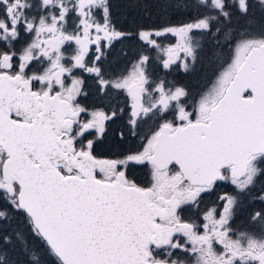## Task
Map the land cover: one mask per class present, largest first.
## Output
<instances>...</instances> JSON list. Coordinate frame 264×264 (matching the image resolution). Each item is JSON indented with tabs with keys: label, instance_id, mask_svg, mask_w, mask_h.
<instances>
[{
	"label": "snow or ice",
	"instance_id": "snow-or-ice-1",
	"mask_svg": "<svg viewBox=\"0 0 264 264\" xmlns=\"http://www.w3.org/2000/svg\"><path fill=\"white\" fill-rule=\"evenodd\" d=\"M173 6L193 16L136 35L164 70L218 66L196 95L143 52L105 67L133 35L112 0H0V264H264V0ZM89 77L105 100L127 95L140 148L121 132L98 154L125 110L85 103Z\"/></svg>",
	"mask_w": 264,
	"mask_h": 264
},
{
	"label": "trees",
	"instance_id": "trees-1",
	"mask_svg": "<svg viewBox=\"0 0 264 264\" xmlns=\"http://www.w3.org/2000/svg\"><path fill=\"white\" fill-rule=\"evenodd\" d=\"M173 5H174V0H155L154 5L145 10V9L131 8L129 6L128 0H112V20L115 27L118 30L124 32H131L133 33V35H131L133 36L132 38H136L138 37L136 33L139 30L152 29L166 23H176L179 21H186L193 16V13L191 12L186 13L178 8H175ZM160 59L162 58L157 53L155 58L156 60L155 68L157 70V75L159 76L164 72L163 67L160 64ZM112 62L114 64H112L111 69L108 68L109 70L123 69L125 66H130L131 58L126 57L121 61L114 59L112 60ZM201 63L199 68L203 69L204 63L202 64V66ZM176 67H173L174 70L171 72L172 74L173 73L177 74V76L173 74L172 75L173 79L172 78L167 79V81H169L170 79L173 80L175 85L178 84V82H180L179 78H182L180 77V74L177 71L180 70V66L177 65ZM121 101L122 100L119 98L118 94H115L107 100L101 97L98 99L92 98V101L90 102V104L89 103L88 104L90 106L102 108L105 111H108L110 108L111 109L123 108ZM126 113L127 110H125L124 115L118 117L117 119H115V121L108 122L107 139L100 146L98 150L99 155L105 156L120 149L134 150L141 147V141H139L135 136H131L129 133V126L127 124ZM121 132H123L124 135L127 137L128 142L125 145H120V149H117L116 145L119 141V134Z\"/></svg>",
	"mask_w": 264,
	"mask_h": 264
},
{
	"label": "flooded vegetation",
	"instance_id": "flooded-vegetation-1",
	"mask_svg": "<svg viewBox=\"0 0 264 264\" xmlns=\"http://www.w3.org/2000/svg\"><path fill=\"white\" fill-rule=\"evenodd\" d=\"M132 37L133 36H130V37H126L122 40L115 41L110 49H105V52H106L105 67L107 69L112 68V64H114L112 62V60H114V59L121 61L122 59L129 57V58H131V63H132V62H134L137 55H139L140 53L143 52L145 54H149L152 58V70H153L154 77H159V78H163V79L167 80L168 78H172L173 74L177 76V74H175V73L172 74L171 71L164 70V69H163L164 70L163 74H161L160 76L157 75V70L155 68V65H156L155 58H156L157 53L162 59H163V57L160 55L159 52H157L155 49L151 48L150 46L146 45L138 37H136V38H132ZM164 42H165L164 46H166V41H164ZM169 44L172 46H175L177 44V39H175L174 37L170 38ZM180 55H183V53H180ZM177 65H179V64L173 65V67H176ZM177 71L179 72L180 77H181V75L186 74V72L183 71L181 66H180V70H177ZM178 72H176V73H178ZM169 81H171V79ZM86 83L88 86L89 95H88V97L83 98V99H84L85 103L90 104V102L92 101V98L98 99V98H100V96L95 91L96 85H95L94 81L92 80V78H90V77L87 78ZM118 96L122 100L121 104H122L123 108L128 111V109L130 107L129 98L127 97L126 94H118ZM131 175L141 182H147L148 175H147V169H145V168L137 167L135 170H133L131 172ZM222 191L231 192L232 191L231 186H225L222 189ZM243 223H244L243 219L237 221V228L241 227L243 225Z\"/></svg>",
	"mask_w": 264,
	"mask_h": 264
},
{
	"label": "rangeland",
	"instance_id": "rangeland-1",
	"mask_svg": "<svg viewBox=\"0 0 264 264\" xmlns=\"http://www.w3.org/2000/svg\"><path fill=\"white\" fill-rule=\"evenodd\" d=\"M172 37L173 36L158 38V42L164 46L165 44L164 41H166L165 47L172 46L169 44V39ZM174 38L177 39V43H178V38L177 37H174ZM203 63H204L203 69H200L199 68L200 64H198L195 71L186 73L185 74L186 76L182 75L181 76L182 78H179L180 80L178 79L180 82H178L176 86H185L187 88H190L192 90L193 95H196L202 91H205L208 87H210L212 82H214V78H215V74L217 72L218 66L210 67L205 62ZM203 63H201V66ZM177 64H179V62H177ZM178 66H180V64ZM170 82L174 84L173 80H171Z\"/></svg>",
	"mask_w": 264,
	"mask_h": 264
}]
</instances>
